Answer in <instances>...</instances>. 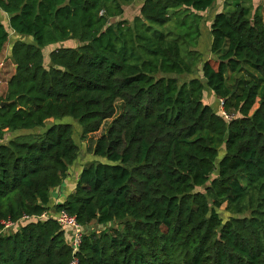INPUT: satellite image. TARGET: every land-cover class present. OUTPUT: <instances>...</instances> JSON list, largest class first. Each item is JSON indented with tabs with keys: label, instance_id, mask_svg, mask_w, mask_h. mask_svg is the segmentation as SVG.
I'll use <instances>...</instances> for the list:
<instances>
[{
	"label": "trees",
	"instance_id": "1",
	"mask_svg": "<svg viewBox=\"0 0 264 264\" xmlns=\"http://www.w3.org/2000/svg\"><path fill=\"white\" fill-rule=\"evenodd\" d=\"M133 1L0 0L16 66L0 98V264H69L70 230L38 218L61 210L84 231L78 264H264V8L226 0L204 56L215 0L120 18Z\"/></svg>",
	"mask_w": 264,
	"mask_h": 264
},
{
	"label": "rangeland",
	"instance_id": "2",
	"mask_svg": "<svg viewBox=\"0 0 264 264\" xmlns=\"http://www.w3.org/2000/svg\"><path fill=\"white\" fill-rule=\"evenodd\" d=\"M133 8V7H131ZM134 13V9H127L124 17H127V18H132V15ZM206 16V15H205ZM206 34L205 32L202 33V36H201V40L203 41H199V44H200V47H198V50L205 56V44H206ZM73 42V41H72ZM202 43V44H201ZM207 52V50H206ZM206 56H209V53L207 52L206 53ZM0 63L2 64V67H0V98L4 95V92L6 90V83L8 81V79L11 77L12 73H13V63L11 61V59L9 58L8 56V46L6 45V47L3 49L2 53H1V56H0ZM258 73V72H257ZM256 73V76L259 75ZM200 76V74H198ZM264 91V83H262L260 85V92ZM208 94V93H207ZM221 102V100H219ZM205 102L206 103H209L211 106H218L216 108H218V110L220 111L221 113V103L219 104V102L217 100H215V98L211 95V94H208L207 97L205 96ZM120 103L117 102L116 103V113H119L120 111ZM257 106V103L254 105V108ZM111 121V119H108L107 121L104 122L103 126L99 129V131L93 133V134H90L87 141H85V143H81L79 141V137H78V132H76L75 134V139H76V142L77 143H81V150H80V160L79 162L71 168L70 170V176H71V179L74 180V175H77V170L81 167V163H85L86 160H89L91 158V151H92V147H93V143L95 141L96 138H98L101 133L103 132V130L105 129V127L108 125V123ZM49 122H51V120H49ZM75 124V127L79 130L80 129V126L79 124H77L76 122H73ZM38 130V128L36 129ZM14 133H9V132H6L5 134V138H10L11 136H13ZM74 177V178H73ZM70 185V184H69ZM68 186V185H67Z\"/></svg>",
	"mask_w": 264,
	"mask_h": 264
},
{
	"label": "crops",
	"instance_id": "3",
	"mask_svg": "<svg viewBox=\"0 0 264 264\" xmlns=\"http://www.w3.org/2000/svg\"><path fill=\"white\" fill-rule=\"evenodd\" d=\"M143 1L144 0H134L131 4L125 6L124 13L120 16V18H124V15H125L127 9H134V13L133 14L136 15L137 12H138L139 7H140V5H141V3ZM225 1L226 0H215V2L213 3L212 7L209 10H207L205 13H201V15H202V19H201V22H200L201 36H202V33H204V32H205V34L207 36L205 47L209 43L208 25H209V23L211 21V18L213 17V15L216 12H219L223 8V5H224ZM252 1L255 4L254 6H256L258 4H261L263 6V8H264V0H252ZM131 7H133V8H131ZM134 15H132V17ZM0 17L2 19H5V21L7 22L8 15L6 13H3L1 10H0ZM201 36H200V38H201ZM200 38L198 40V46L197 47H200L199 41H203ZM68 182H69L68 180H65L64 181V185L62 186V188H60V189L59 188H55V189L52 190V192H51V202L52 203L62 202L65 199V197L67 196L68 192L71 189V185H69L70 182L69 183Z\"/></svg>",
	"mask_w": 264,
	"mask_h": 264
},
{
	"label": "built area",
	"instance_id": "4",
	"mask_svg": "<svg viewBox=\"0 0 264 264\" xmlns=\"http://www.w3.org/2000/svg\"><path fill=\"white\" fill-rule=\"evenodd\" d=\"M0 67H2L1 63H0ZM220 103H222V101ZM225 118H228V116L225 115ZM48 217H52L53 219H55L62 229L70 230L71 232L70 244L72 248V259L69 264H78L76 252L79 248L81 238L84 233L83 229L76 222L75 217L73 215L68 214L64 210H61L60 212H57V213H52L51 211L50 212L48 211L38 216V218L40 219H45ZM28 218H29L28 215L23 216V219H28ZM2 224H3L2 232H6L8 229L12 228L15 223L10 220H6V221H2Z\"/></svg>",
	"mask_w": 264,
	"mask_h": 264
},
{
	"label": "water",
	"instance_id": "5",
	"mask_svg": "<svg viewBox=\"0 0 264 264\" xmlns=\"http://www.w3.org/2000/svg\"><path fill=\"white\" fill-rule=\"evenodd\" d=\"M14 69H16V66H14ZM5 102H1L0 103V106H2Z\"/></svg>",
	"mask_w": 264,
	"mask_h": 264
}]
</instances>
